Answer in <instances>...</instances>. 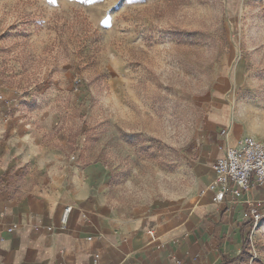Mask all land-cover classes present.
<instances>
[{
    "label": "rangeland",
    "instance_id": "374dc122",
    "mask_svg": "<svg viewBox=\"0 0 264 264\" xmlns=\"http://www.w3.org/2000/svg\"><path fill=\"white\" fill-rule=\"evenodd\" d=\"M0 92L154 205L188 183L212 101L264 103V0H0Z\"/></svg>",
    "mask_w": 264,
    "mask_h": 264
},
{
    "label": "crops",
    "instance_id": "0c3cea01",
    "mask_svg": "<svg viewBox=\"0 0 264 264\" xmlns=\"http://www.w3.org/2000/svg\"><path fill=\"white\" fill-rule=\"evenodd\" d=\"M231 86L224 79L217 92ZM210 108L188 183L154 205L137 206L121 199L108 167L45 145L41 124L12 120L1 103L0 264H257L264 218L255 227L249 210L264 215V186L237 199L230 183L217 204L213 166L226 148L242 149L245 138L264 141V103L221 100Z\"/></svg>",
    "mask_w": 264,
    "mask_h": 264
},
{
    "label": "built area",
    "instance_id": "2783aa9c",
    "mask_svg": "<svg viewBox=\"0 0 264 264\" xmlns=\"http://www.w3.org/2000/svg\"><path fill=\"white\" fill-rule=\"evenodd\" d=\"M7 99L3 94H0V104H5ZM8 104V103H6ZM227 135V130H222V136ZM242 149L226 148L224 156L219 159L213 166V170L217 177L219 191L214 194V202L222 204L227 193L230 191L229 184H234L233 195L239 199L243 194L249 193L252 189L264 186V141H259L254 138H245L242 142ZM213 186L210 190H213ZM72 207L68 206L64 209L60 220L58 231L62 232L66 229ZM250 217L256 227L264 218L258 209L254 206L250 207ZM16 227H13L9 232H13ZM53 227L47 228V231L54 232ZM89 241L92 238H88ZM99 256H95L97 263Z\"/></svg>",
    "mask_w": 264,
    "mask_h": 264
}]
</instances>
